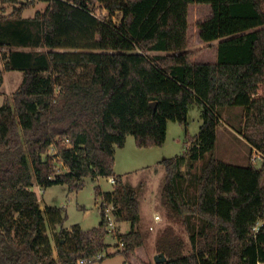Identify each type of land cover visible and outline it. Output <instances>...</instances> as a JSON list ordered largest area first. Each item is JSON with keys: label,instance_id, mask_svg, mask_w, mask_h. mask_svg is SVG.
<instances>
[{"label": "trees", "instance_id": "16d2710c", "mask_svg": "<svg viewBox=\"0 0 264 264\" xmlns=\"http://www.w3.org/2000/svg\"><path fill=\"white\" fill-rule=\"evenodd\" d=\"M34 1L0 0V88L4 69L23 72L0 106V264H78L106 250L103 215L92 228L55 232L67 216L42 208L36 190L78 191L88 176L115 177L113 190L97 186L96 195L114 205L117 220L131 222L117 233L125 249L115 251L131 264H264V164L213 154L223 108L242 106L240 131L264 155V0H98L106 17L91 0H46V9L24 15ZM193 4L210 8L196 22L208 49L217 41L210 59L190 48ZM193 103L202 107L199 132L185 153L162 161L163 203L187 228L192 251L168 226L156 240L166 259L156 262L139 229L137 189L114 171L116 149L128 134L139 147L162 145L170 120L188 131ZM53 143L57 154L48 155ZM56 157L67 170H57Z\"/></svg>", "mask_w": 264, "mask_h": 264}, {"label": "rangeland", "instance_id": "374dc122", "mask_svg": "<svg viewBox=\"0 0 264 264\" xmlns=\"http://www.w3.org/2000/svg\"><path fill=\"white\" fill-rule=\"evenodd\" d=\"M91 3V8L98 16H109L108 9L100 1L91 0ZM47 5L48 1L46 0H35L24 11V15H34L36 11L46 9ZM12 7L13 4L7 3L6 13H9ZM209 10V6L204 4H193L189 10V22L191 24L189 30L191 40L190 48L193 50L198 48L206 49L204 54L208 59L212 58L217 41L212 42L211 48L208 49L209 43L201 42L198 38L196 22L200 17L205 16ZM113 17L118 22L121 18V13L116 12ZM65 50L72 51L80 49ZM151 53L155 54L158 52ZM0 63L3 64L1 48ZM22 79V71L4 69V83L0 88V106L4 104L6 98L11 97L13 92L21 84ZM221 113L217 128L218 138L213 151L214 156L235 164L244 165L253 163L258 167L263 166L264 157L256 147H253L249 143L245 135L240 131V129L244 130L242 125L246 120L243 107H224ZM202 122V107L198 103H193L190 105L188 112V131L184 124L170 120L166 140L162 145L139 147L136 143L135 136L128 134L124 146L117 149L114 171L116 174H121L126 183L135 186L137 189L140 212H142L139 229L145 235V243L146 246L148 245L147 248H150L151 259L153 260L152 254L155 250L157 251L156 240L168 226H172L176 233L185 239L187 243L185 251H192V243L187 228L177 218H173L167 214V209L163 203L162 187L166 179V168L162 161L165 158L185 153L187 147L190 145V138L199 132ZM55 161L57 162L56 168L60 167V171L67 170L65 163L60 157H56ZM108 178L104 176L95 178L88 176L85 178V186L78 191L69 190L66 184L52 185L45 190H41L37 186L36 190L38 191L42 206L46 204L57 206L61 208L62 214L67 216L63 223L65 229H69L75 223H79L83 228L89 229L98 225L102 217L99 209L102 195H96V187L101 186L103 190H109L115 185ZM156 214L160 216L158 221L155 219ZM117 224L119 227V220H117ZM150 225H154L155 229H150ZM123 228L125 227L123 226ZM61 229H63V226L57 225L55 232H59ZM48 232L53 238L54 256L58 257L54 230L49 229ZM105 240L110 244L111 249L114 248L115 251H118L117 243H119V240L116 233L112 234L108 231ZM153 242H155V246L153 244V247H151L152 245L150 243ZM125 260L128 263V258L125 253L116 252L114 255H108L103 259L88 264H124L123 261Z\"/></svg>", "mask_w": 264, "mask_h": 264}, {"label": "built area", "instance_id": "2783aa9c", "mask_svg": "<svg viewBox=\"0 0 264 264\" xmlns=\"http://www.w3.org/2000/svg\"><path fill=\"white\" fill-rule=\"evenodd\" d=\"M65 142L69 143V139L65 138ZM48 155H55L57 154V146L56 144H52L50 145L48 151H47ZM57 170L60 171V167H57ZM111 182H113V184L115 183V177L114 176H110L108 178ZM114 205L108 201H106L104 199V197L102 196L100 203H99V209H100V213L101 215L104 216V218L107 221V229L110 233L117 235V233L119 232V228H118V224H117V218L115 216V211H114ZM160 216H156V219H159ZM119 243H118V250L123 251L125 249V242L121 239H118ZM108 254L107 250H100L96 253H93L91 255H87V256H83L80 257L77 262L78 264H88L100 259H103L104 257H106Z\"/></svg>", "mask_w": 264, "mask_h": 264}, {"label": "crops", "instance_id": "0c3cea01", "mask_svg": "<svg viewBox=\"0 0 264 264\" xmlns=\"http://www.w3.org/2000/svg\"><path fill=\"white\" fill-rule=\"evenodd\" d=\"M168 125H169V123H168ZM119 148V147H118ZM117 148V149H118ZM117 149H116V152H117ZM259 151V150H258ZM260 153H261V155L264 157V155H263V153L261 152V151H259ZM116 156V155H115ZM101 187V186H100ZM114 188V185L112 186V188L111 189H109V190H104V191H110V190H112ZM41 190H42V188H40ZM43 190H45V189H43ZM103 190V189H102ZM47 205V204H46ZM48 205H50V204H48ZM42 206V205H41ZM45 206H42V208H44ZM140 211H141V209H140ZM140 215H141V218H142V212H140ZM156 216H157V214L155 215V219H156ZM159 216V215H158ZM160 219V218H159ZM159 219H156L157 221L159 220ZM79 224V223H78ZM99 224V223H98ZM126 225V226H125ZM63 227H65L64 226V224L62 225ZM81 226V225H80ZM123 226L125 227V228H123ZM71 227H72V225L69 227V229H71ZM82 227V226H81ZM68 228V227H67ZM83 228V227H82ZM92 228V227H91ZM118 228H120L119 229V232H128L130 229H131V222L130 221H128V220H122V221H119V227ZM149 228L150 229H152V230H154L155 229V226L154 225H150L149 226ZM83 229H85V228H83ZM155 242H153V243H150V245H152L151 247H153V244H154ZM148 246V245H147ZM147 246H146V248H145V252H146V254L151 258V253H150V248H147ZM154 246H155V244H154ZM107 251H108V253H111V255H114V254H116L115 253V249L113 248V249H111V246L109 245V247L107 248ZM157 251L155 250V252H153V254H152V256H153V258H155V255L158 253H156ZM155 260V259H154ZM123 263L124 264H131L130 263V259H128V263L126 262V260L125 261H123Z\"/></svg>", "mask_w": 264, "mask_h": 264}, {"label": "water", "instance_id": "95a60500", "mask_svg": "<svg viewBox=\"0 0 264 264\" xmlns=\"http://www.w3.org/2000/svg\"><path fill=\"white\" fill-rule=\"evenodd\" d=\"M152 105H153L154 108H156L157 102L153 101ZM154 259H155L156 262H163V261H165L166 256H165V254L163 252H159V253H157L155 255Z\"/></svg>", "mask_w": 264, "mask_h": 264}]
</instances>
